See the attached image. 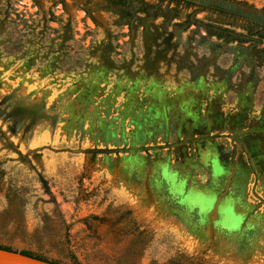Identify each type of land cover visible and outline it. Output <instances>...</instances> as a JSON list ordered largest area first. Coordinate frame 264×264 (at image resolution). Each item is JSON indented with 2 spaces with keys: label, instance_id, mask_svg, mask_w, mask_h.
Returning <instances> with one entry per match:
<instances>
[{
  "label": "rangeland",
  "instance_id": "374dc122",
  "mask_svg": "<svg viewBox=\"0 0 264 264\" xmlns=\"http://www.w3.org/2000/svg\"><path fill=\"white\" fill-rule=\"evenodd\" d=\"M199 3L264 14L0 0V246L58 264H264V39L178 25Z\"/></svg>",
  "mask_w": 264,
  "mask_h": 264
},
{
  "label": "trees",
  "instance_id": "16d2710c",
  "mask_svg": "<svg viewBox=\"0 0 264 264\" xmlns=\"http://www.w3.org/2000/svg\"><path fill=\"white\" fill-rule=\"evenodd\" d=\"M199 4L201 6L200 9L195 10L192 13H190L188 16H186V19L183 22L178 23V25H185V28H188L190 25L202 26V27H204L205 31L208 34H210L212 36H216L217 38H223L226 41H237L239 43H245L249 40H252L251 39L252 36H257L258 37L257 41L264 39V14H262L261 16L246 15L244 13L240 14L238 12L230 11L227 8L219 7V6H216L214 4H210V3L209 4L208 3H199ZM206 9L211 10L213 12L221 13L223 15L234 16L236 18L246 17L250 20H253L254 23L248 29L247 35H245L243 33H237L234 30H229L225 27H221L220 25H217L215 23H210V22L205 23V22L200 21L199 19H195V18L193 19V17H194L193 15L195 13L205 11ZM262 12L264 13V10H262ZM0 248L6 249V250H11L9 248L2 247V246H0ZM20 253L23 255L38 258V257L32 255L31 253H28V252H20ZM38 259H41V258H38ZM53 263H56V262H53ZM56 264H58V263H56ZM73 264H79V263L75 262Z\"/></svg>",
  "mask_w": 264,
  "mask_h": 264
},
{
  "label": "water",
  "instance_id": "95a60500",
  "mask_svg": "<svg viewBox=\"0 0 264 264\" xmlns=\"http://www.w3.org/2000/svg\"><path fill=\"white\" fill-rule=\"evenodd\" d=\"M0 264H56L51 261L23 255L14 250L0 248Z\"/></svg>",
  "mask_w": 264,
  "mask_h": 264
}]
</instances>
